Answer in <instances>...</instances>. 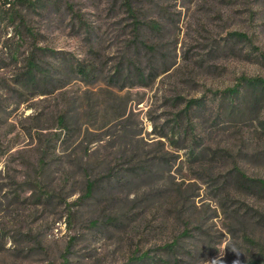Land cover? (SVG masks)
<instances>
[{"label":"rangeland","instance_id":"obj_1","mask_svg":"<svg viewBox=\"0 0 264 264\" xmlns=\"http://www.w3.org/2000/svg\"><path fill=\"white\" fill-rule=\"evenodd\" d=\"M7 1L0 264L264 260V0Z\"/></svg>","mask_w":264,"mask_h":264},{"label":"trees","instance_id":"obj_2","mask_svg":"<svg viewBox=\"0 0 264 264\" xmlns=\"http://www.w3.org/2000/svg\"><path fill=\"white\" fill-rule=\"evenodd\" d=\"M4 2H5V4H8V3L10 4V1L4 0ZM125 3L129 7L131 6V4L129 3V0H127ZM131 9H132V7H131ZM132 14H133V12H132ZM133 16H134V14H133ZM136 22H138V20H136ZM141 26L142 25L138 24V29H140ZM142 45L149 47V46L144 45V44H142ZM30 63H31V65H30L31 73L29 74V79H33L35 82L37 80H44L46 84L50 83L51 79H52V75L59 72L58 69L55 68L52 70H48L49 73H44V69L42 70L43 67L41 66V64L39 63V60L37 59V57L35 55L31 57ZM130 67H134V70L136 71V73L140 74V67L134 66L132 63H130ZM79 72L86 74L85 69L80 68ZM47 79H49V81ZM258 81L260 82V84L262 85L263 88L259 89L258 92L250 93V95L248 97L249 101H252L253 105L257 104L261 100V97L263 96L262 92H264V78H260ZM236 89L237 88L230 89L229 93L231 95L237 93L239 88L237 90ZM140 168H142V167H140ZM238 173H239V175H238L239 184L241 187H245L246 189H249V190H254V189H257V190L263 189L264 190V179L248 177L244 172H242V170H238ZM188 211H186V213L181 214L183 217V222L186 225V228L184 231L185 232L184 234H186V235L189 234L190 230H194L196 228L201 227V225H200V227L196 226L200 217L195 216L194 212H188ZM260 216L264 217L263 215H260ZM262 220H264V218H262ZM178 245L179 244L177 242V239H175L171 243H169L166 247L173 249L175 246L178 247ZM175 261H177V260H175ZM245 264H264V260H254L253 258L252 259L250 258V259L246 260Z\"/></svg>","mask_w":264,"mask_h":264}]
</instances>
